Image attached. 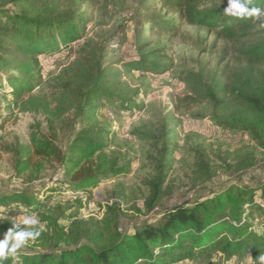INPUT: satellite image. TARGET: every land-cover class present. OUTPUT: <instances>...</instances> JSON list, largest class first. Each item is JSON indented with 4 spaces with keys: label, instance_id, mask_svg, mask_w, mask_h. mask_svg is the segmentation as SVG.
Instances as JSON below:
<instances>
[{
    "label": "trees",
    "instance_id": "obj_1",
    "mask_svg": "<svg viewBox=\"0 0 264 264\" xmlns=\"http://www.w3.org/2000/svg\"><path fill=\"white\" fill-rule=\"evenodd\" d=\"M0 0V89L4 95L20 101L25 92L40 86L39 60L69 52L72 46L84 40L89 21L81 5L97 0H9L10 7ZM65 2H67L65 4ZM155 0H140L137 9L134 45L137 53L144 54L153 43V36L165 37L176 32L173 19L190 26L208 28L217 38L229 42L245 36L261 15L237 18L225 14L227 7L202 8L203 0H163L167 12L164 17L156 12ZM65 4V5H64ZM249 7L264 11V0H250ZM239 44V43H236ZM116 47L84 43L75 61L63 71V88L54 116L62 117L74 111V120L81 127L66 151L56 142V135H44L39 130L31 135L30 146L17 145L9 150L14 154L17 177L28 172L40 175L45 163H59L64 171L65 185L76 191H91L103 181L116 179L131 171V163L116 153L107 154L115 132L105 127L89 125L104 104L139 108L125 74L135 71L164 74L168 67L161 64L169 48L163 43L145 53L140 59L106 63ZM264 42L239 46L235 67L224 70L209 69L200 64L198 71H188L181 80L193 93L212 104L211 121L232 132L247 133L256 146L264 149ZM4 71L17 75L4 74ZM21 108L45 110L47 103L33 97L21 103ZM10 109V108H9ZM7 118H2L5 123ZM2 123V124H3ZM2 126H0L1 128ZM154 139L160 142L156 160V177L149 183L148 211H153L164 199L163 188L171 172L168 133L163 128ZM243 151L238 159L247 168L255 163L251 153ZM196 183L210 181L214 174L202 151H195ZM59 189L46 192L49 197H36L27 192L0 195V207L26 210L28 213L50 208V200ZM123 192L117 196L123 197ZM77 200V199H76ZM264 203V185L258 187H229L196 202L192 207L175 206L157 225H143L134 232L120 233L112 229V222L103 221L93 233H86L87 243H80V233L66 231L69 222L73 227L82 223L75 213L54 219L40 214L41 223L54 229V236L41 233L4 264H196L207 254L217 251L229 257L251 254L259 264L264 256V238L248 223L246 209L263 210L257 201ZM82 199H78L79 206ZM16 205V206H15ZM17 207V208H16ZM114 223V222H113ZM243 223V224H242ZM240 225L241 226H235ZM0 230L1 226H0ZM3 232L9 230L5 223ZM71 230V231H69ZM67 233H72L70 239ZM66 245V247L62 245Z\"/></svg>",
    "mask_w": 264,
    "mask_h": 264
},
{
    "label": "rangeland",
    "instance_id": "obj_2",
    "mask_svg": "<svg viewBox=\"0 0 264 264\" xmlns=\"http://www.w3.org/2000/svg\"><path fill=\"white\" fill-rule=\"evenodd\" d=\"M161 1L163 0H155V11L165 17L168 14ZM139 2L140 0H97L81 5L84 17L89 21L84 40L74 44L69 52L39 60L40 86L32 92H25L18 102L6 97L4 90L0 89V195L27 192L36 197H49L47 191L59 189L55 196L59 198L58 202H53L52 198L50 208L33 213L37 214L39 220L40 214L57 219L75 213L82 224L71 228L69 222L66 231L70 227L75 233L82 234L80 243H87L85 234L93 233L98 226L102 227L103 221L112 222V229L120 233L134 232L143 225L159 224L175 206L192 207L196 202L232 186L252 188L264 185V149L256 146L247 133H243V141L234 144L216 141L195 131L183 137L181 132L185 120L211 121L213 110L212 104L197 97L181 78L188 71H198L200 64H207L212 70L235 67L239 46L264 42V14L236 42L219 39L208 28L190 26L179 19L178 13L169 16L175 22V34L153 36V44L145 52L155 49L159 43L167 45L169 51L161 62L168 67L167 72L155 74L135 71L125 74L122 82L128 83L138 93L134 99L139 108H127L123 111L119 106L104 104L88 121L89 125L97 124L116 133L105 151L107 154L116 153L124 161H129V174L103 181L91 191H78L80 195L77 200L66 194L68 191L76 193V190L69 189L64 184L66 179L59 163H45V168L37 176L32 172L16 176L15 157L9 152L10 149L17 145L29 147L31 135L39 130L47 136L55 134L58 147L66 151L80 129L79 121L74 120L73 110L62 117L54 116V113L61 97L66 95L62 86L65 81L63 71L75 61L84 43L116 47L115 53L106 59L107 64L140 59L145 55L137 53L134 45ZM2 4L11 6L9 0H3ZM214 7H228V0H203L202 8ZM3 73L17 75L13 71L3 70ZM33 97L43 99L47 108L29 111L21 108L22 102ZM106 111L113 113L114 120L110 121L105 117ZM2 118H7V121L3 123ZM163 128L174 149L170 156L171 172L163 188V201L153 211H148L146 201L150 197L149 183L156 177V160L160 149V142L154 137ZM197 150L202 151L210 163L214 174L210 181L196 183L192 177L196 170ZM243 151V154L251 153L254 156L253 166L247 168L239 162L238 157ZM121 191L123 197L117 196ZM78 199L83 201L81 206L77 203ZM257 205L263 207V210L246 209L251 215L248 223L255 233L264 238V203L258 200ZM90 207L93 211L82 219V212ZM21 214L19 209L0 207V216L4 218L0 223V239L5 235L4 224L8 223L10 229L12 222H16L15 219ZM24 214L32 213L25 210ZM42 224L43 232L48 237H53L54 229ZM67 234L70 239L73 238L72 233ZM62 246L66 247L64 244ZM196 264L256 263L251 254L229 257L217 250L207 254Z\"/></svg>",
    "mask_w": 264,
    "mask_h": 264
},
{
    "label": "clouds",
    "instance_id": "obj_3",
    "mask_svg": "<svg viewBox=\"0 0 264 264\" xmlns=\"http://www.w3.org/2000/svg\"><path fill=\"white\" fill-rule=\"evenodd\" d=\"M250 0H228V7L225 14L237 18L256 17L264 14L260 8L249 7ZM12 227L5 233L4 238L0 239V264L9 257L17 259V253L23 250L30 242H35L44 230V225L39 220L37 214H24L23 210ZM0 216V223L3 222ZM259 264H264V256H259Z\"/></svg>",
    "mask_w": 264,
    "mask_h": 264
},
{
    "label": "built area",
    "instance_id": "obj_4",
    "mask_svg": "<svg viewBox=\"0 0 264 264\" xmlns=\"http://www.w3.org/2000/svg\"><path fill=\"white\" fill-rule=\"evenodd\" d=\"M105 117L110 121L114 120V115L111 111H106ZM191 131L201 133L202 135L207 136L210 139L220 142H230L236 144V143H240L244 139L243 133L225 130L224 128L215 125L214 122L212 121L198 122L196 120H191V119L185 120L181 127L182 136L186 137L187 134L190 133ZM66 194H70L74 199L78 198V196L80 195L78 191H76V193L68 191L66 192ZM58 199H59L58 197H54L52 201L58 202ZM91 211H93L92 207H90L89 210L82 212L81 218L82 219L85 218L87 213H90ZM234 225L241 226V224L240 225L234 224Z\"/></svg>",
    "mask_w": 264,
    "mask_h": 264
}]
</instances>
